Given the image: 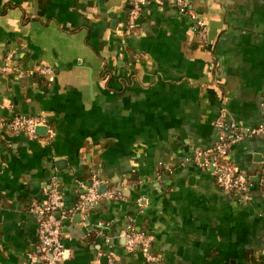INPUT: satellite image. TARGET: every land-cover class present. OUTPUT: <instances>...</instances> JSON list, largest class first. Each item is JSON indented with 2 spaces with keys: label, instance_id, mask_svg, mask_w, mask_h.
Here are the masks:
<instances>
[{
  "label": "crops",
  "instance_id": "1",
  "mask_svg": "<svg viewBox=\"0 0 264 264\" xmlns=\"http://www.w3.org/2000/svg\"><path fill=\"white\" fill-rule=\"evenodd\" d=\"M188 1L190 13L148 1L127 32V0H0V62L12 53L0 116L40 114L52 129L0 126V264L37 253L28 206L52 178L67 207L92 175L124 197L62 218L60 264H148L123 246L127 224L150 232L167 264H264V138L230 147L252 178L242 195L193 158L220 111L262 119L264 0Z\"/></svg>",
  "mask_w": 264,
  "mask_h": 264
},
{
  "label": "built area",
  "instance_id": "2",
  "mask_svg": "<svg viewBox=\"0 0 264 264\" xmlns=\"http://www.w3.org/2000/svg\"><path fill=\"white\" fill-rule=\"evenodd\" d=\"M150 0H127L129 7L124 19V28L131 32L137 25L142 7ZM167 1L176 5L180 10L190 13L191 7L188 0H156ZM11 52L5 54L0 62V76L12 69L10 64ZM38 71L42 74L50 73L52 66L41 65ZM262 119L255 124L239 125L234 119L222 110L214 118L213 124L217 130V136L209 148L196 146L193 150V158L204 168H210L216 184L233 194H244L252 178L249 172L232 163L228 159V153L232 144L244 137L264 138V98L259 102ZM45 125L49 135L52 129L47 124L45 116L13 114L7 118L0 116V126L7 127L12 131H23L33 136L36 134L35 127ZM99 179L92 175L88 184H81L82 189L77 195L76 201L71 206H65V200L56 187L55 179L52 178L49 187L44 189V198L32 201L28 210L37 219V239L34 249L37 253L31 256L27 264H60L66 255V248L62 241V218L72 211L83 212L87 204L101 199H122L123 193L113 187L100 190ZM264 190V182H262ZM122 238V244L128 251H139L148 264H167L164 258L153 249V235L146 231L135 229L132 224L120 228L118 232ZM262 245L258 250L259 257L264 256V231Z\"/></svg>",
  "mask_w": 264,
  "mask_h": 264
},
{
  "label": "water",
  "instance_id": "3",
  "mask_svg": "<svg viewBox=\"0 0 264 264\" xmlns=\"http://www.w3.org/2000/svg\"><path fill=\"white\" fill-rule=\"evenodd\" d=\"M43 130H45V126L44 125H37L35 127V131L36 132H42ZM105 186V185H104Z\"/></svg>",
  "mask_w": 264,
  "mask_h": 264
}]
</instances>
